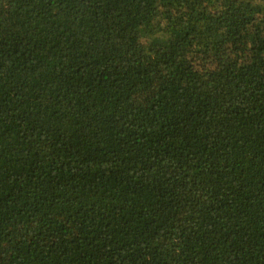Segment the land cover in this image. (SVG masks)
Segmentation results:
<instances>
[{"label": "trees", "instance_id": "1", "mask_svg": "<svg viewBox=\"0 0 264 264\" xmlns=\"http://www.w3.org/2000/svg\"><path fill=\"white\" fill-rule=\"evenodd\" d=\"M0 264H264V0H0Z\"/></svg>", "mask_w": 264, "mask_h": 264}]
</instances>
